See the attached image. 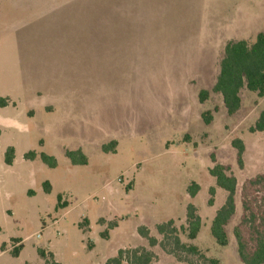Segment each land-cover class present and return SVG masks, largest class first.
Instances as JSON below:
<instances>
[{
    "label": "rangeland",
    "instance_id": "1",
    "mask_svg": "<svg viewBox=\"0 0 264 264\" xmlns=\"http://www.w3.org/2000/svg\"><path fill=\"white\" fill-rule=\"evenodd\" d=\"M258 33L264 0H0V264H45L38 251L59 264H105L133 250L150 253L149 264H242L232 230L242 184L264 174V132L249 130L264 98L243 89L228 115L211 90L225 45ZM77 150L83 165L66 157ZM216 164L237 180L225 247L210 233L226 198L209 174ZM188 204L201 220L194 240ZM170 230L203 257L178 250Z\"/></svg>",
    "mask_w": 264,
    "mask_h": 264
},
{
    "label": "trees",
    "instance_id": "2",
    "mask_svg": "<svg viewBox=\"0 0 264 264\" xmlns=\"http://www.w3.org/2000/svg\"><path fill=\"white\" fill-rule=\"evenodd\" d=\"M246 89L255 93L258 98H264V34L258 33L254 42L249 43L245 40L230 41L224 47L223 56L219 64V74L212 87V92L219 94L222 98L224 108L228 115L236 114L241 105L240 92ZM208 91L203 90L199 93V102H203L208 97ZM6 100L0 98V105L5 106ZM212 119L210 112L202 114V120L205 124H209ZM250 132H264V112H261ZM115 142L111 143V149L114 148ZM233 146L237 149V162L241 166L243 145L241 141L234 140ZM104 151H108L107 147H103ZM109 149V150H111ZM36 154L29 152L25 155V159H33ZM40 160L49 168H55L57 163L54 157L44 153L39 155ZM66 157L72 165L85 164L86 157L80 150L66 152ZM14 160L13 148H8L5 152V164L12 165ZM209 174L215 179L217 188L226 192L224 204L219 208L212 220L210 233L217 245L225 247L228 244L226 234V226L236 213V193L237 180L230 173L228 166L216 164L209 170ZM43 189L45 193L50 192L48 182L44 183ZM198 191V186L194 183L188 188L190 197H194ZM211 198L209 205L213 204L212 197L215 194V188L209 189ZM60 196H58L57 206L60 207ZM240 205L241 214L238 223L233 227L232 234L236 244V252L238 259L242 264H264V174H258L247 179L240 189ZM187 232L188 238L194 240L199 233L201 227L200 217L196 214V209L192 204L186 207ZM171 223L160 225V232H163ZM170 234L166 235L171 238L174 246L184 252L203 257L195 246H185L179 243L174 232L170 230ZM144 237L148 238L147 232L142 231ZM171 236V237H170ZM103 238H107V233H102ZM151 243L153 240L149 238ZM21 247L13 250V255L18 256ZM39 255L45 260V264H59L54 261L53 255H46L43 251H38ZM123 259H127L129 264H149L151 254L148 252L118 251L117 255L108 259L105 264H122ZM208 264H221L218 259H206ZM193 264V263H190Z\"/></svg>",
    "mask_w": 264,
    "mask_h": 264
}]
</instances>
